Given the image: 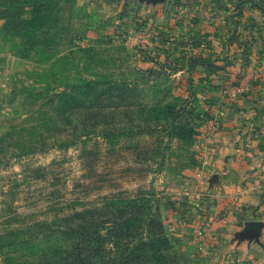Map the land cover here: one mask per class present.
Here are the masks:
<instances>
[{
	"label": "rangeland",
	"instance_id": "374dc122",
	"mask_svg": "<svg viewBox=\"0 0 264 264\" xmlns=\"http://www.w3.org/2000/svg\"><path fill=\"white\" fill-rule=\"evenodd\" d=\"M70 6L77 46L94 48L72 55L82 60L74 64V76L115 77L140 89L156 85L144 98L146 104L164 98L187 101L198 109L194 141L160 133L121 137L116 143L100 135L85 142L75 137L81 131L65 123H59V133L35 131L42 101L29 106L25 90L37 87L44 68L35 58L17 57L15 41L0 35V264L29 263L21 245L31 239L30 229L39 232L46 224L56 229L63 216L112 197L151 199L179 264H219L226 253L238 251L228 248L230 238L240 239L251 222L262 224L260 240L264 202L256 205L263 216H256L254 206L246 212V204L237 203L245 229L234 234L220 208L235 206L226 201L219 207V197L208 195L210 184L203 190L198 186L200 173L209 166L200 152L206 146L204 126L227 124L234 100L247 97L250 82L264 80V0H167L158 5L76 0ZM159 89L161 96L154 98ZM121 124L130 126L127 119ZM29 147L36 151L24 153ZM188 152L195 164L184 169ZM31 241L46 242L44 235Z\"/></svg>",
	"mask_w": 264,
	"mask_h": 264
},
{
	"label": "trees",
	"instance_id": "16d2710c",
	"mask_svg": "<svg viewBox=\"0 0 264 264\" xmlns=\"http://www.w3.org/2000/svg\"><path fill=\"white\" fill-rule=\"evenodd\" d=\"M75 3L0 0V35L15 41L17 57L35 58L44 68L37 74V87L25 90L26 103L42 101L41 123L33 129L59 133V123H65L74 126L75 133L81 131L75 137L86 138L85 142L100 135L116 143L121 137L164 133L169 139L192 143L198 109L188 107L187 101L172 103L164 98L146 104L144 98L156 85L140 89L115 77L74 76V64L79 66L82 60L76 61L72 55L94 50L78 47L74 39L75 10L70 4ZM195 61L190 60V66ZM161 93L156 90L154 98ZM125 119L129 127L121 124ZM34 151L36 148L29 147L24 153ZM189 154L193 160V152ZM191 160L184 169L195 164ZM151 202L147 197H112L101 206L63 216L56 229L47 224L39 232L30 229L32 240L44 235L46 242L30 239L21 245L30 260L27 264H179L162 214Z\"/></svg>",
	"mask_w": 264,
	"mask_h": 264
},
{
	"label": "crops",
	"instance_id": "0c3cea01",
	"mask_svg": "<svg viewBox=\"0 0 264 264\" xmlns=\"http://www.w3.org/2000/svg\"><path fill=\"white\" fill-rule=\"evenodd\" d=\"M246 88L247 97L238 102L234 100L235 111L230 122L218 126L211 121L204 126L202 138L206 146L200 150L209 166L199 175L198 190L206 189L208 182V195L219 197V207H223L226 201L235 206L234 209L228 207V210L220 208L219 212L228 218V223H232L231 233L234 234L245 229L240 219L245 214L238 204H246V212L254 206L256 216H263L256 205L264 202V80H254ZM184 175L189 177L191 174ZM261 235L260 240L231 237L228 248L238 251L231 255L226 253L219 264H235L233 255V258H242L246 264L250 260H264V229Z\"/></svg>",
	"mask_w": 264,
	"mask_h": 264
},
{
	"label": "water",
	"instance_id": "95a60500",
	"mask_svg": "<svg viewBox=\"0 0 264 264\" xmlns=\"http://www.w3.org/2000/svg\"><path fill=\"white\" fill-rule=\"evenodd\" d=\"M141 3H149L153 5L164 4L167 0H138ZM262 228V224L258 222H251L247 229L242 233L243 238H247L250 240H259L260 230Z\"/></svg>",
	"mask_w": 264,
	"mask_h": 264
},
{
	"label": "built area",
	"instance_id": "2783aa9c",
	"mask_svg": "<svg viewBox=\"0 0 264 264\" xmlns=\"http://www.w3.org/2000/svg\"><path fill=\"white\" fill-rule=\"evenodd\" d=\"M235 261L237 264H246V262L239 257H237ZM248 264H264V260H250Z\"/></svg>",
	"mask_w": 264,
	"mask_h": 264
}]
</instances>
